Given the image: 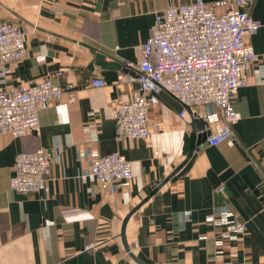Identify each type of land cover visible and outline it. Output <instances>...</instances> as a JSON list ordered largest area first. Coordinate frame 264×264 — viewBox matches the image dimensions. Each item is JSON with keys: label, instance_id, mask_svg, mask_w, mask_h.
<instances>
[{"label": "crops", "instance_id": "crops-1", "mask_svg": "<svg viewBox=\"0 0 264 264\" xmlns=\"http://www.w3.org/2000/svg\"><path fill=\"white\" fill-rule=\"evenodd\" d=\"M167 2L0 0V22L23 29L26 50L9 64L6 84L50 77L73 95L39 109L35 130L0 135V264H264V0L249 7L261 23L250 38L259 57L236 96L240 119L231 143H206L221 121L216 106L189 112L167 91L150 111L159 130L147 139L115 135L114 98L131 100L138 88L123 62H139L155 13ZM95 77L105 85L92 86ZM204 111L218 119L194 134V114L203 118ZM194 135L201 140L170 176ZM38 147L55 151L46 190H10L15 154ZM112 152L130 162L128 184L108 193L81 180L94 155ZM220 208L244 223L242 234L227 236L225 226L206 220Z\"/></svg>", "mask_w": 264, "mask_h": 264}, {"label": "built area", "instance_id": "built-area-1", "mask_svg": "<svg viewBox=\"0 0 264 264\" xmlns=\"http://www.w3.org/2000/svg\"><path fill=\"white\" fill-rule=\"evenodd\" d=\"M74 1L94 3L97 0ZM252 2L174 3L168 0L155 13L151 34L141 46L139 62H123L128 72H134L131 79L137 82L138 88L131 100L114 98L112 116L116 137L147 139L154 130H159L161 124L151 118L150 111L158 104L159 94L167 91L190 108L205 110L216 106L221 121L206 137V143L210 146L231 143L232 125L240 119V113L234 109L236 96L246 85L249 66L259 57L250 40L261 25L249 14ZM25 54L23 29L13 22H0V135L18 137L35 130L39 109L59 102L64 94L73 97L69 86L55 84L50 77L31 85L8 86L9 64L23 59ZM91 85L102 87L105 80L95 77ZM185 112L183 108L180 115ZM202 116L206 121L218 119L208 111ZM54 160V149L38 147L16 153L8 188L17 193L45 191ZM79 176L114 193L118 184H128L131 179V164L117 152L96 154ZM206 220L225 226L227 236L245 231L244 223L232 217L227 208L214 210Z\"/></svg>", "mask_w": 264, "mask_h": 264}, {"label": "water", "instance_id": "water-1", "mask_svg": "<svg viewBox=\"0 0 264 264\" xmlns=\"http://www.w3.org/2000/svg\"><path fill=\"white\" fill-rule=\"evenodd\" d=\"M112 65L113 64L111 62H109V66H112ZM185 107L190 112V107H188V106H185ZM205 124H206V122H205V120L203 118H200L198 115L194 114V119H193L194 134H195L196 131H199V130L203 129ZM201 138H202V135H199V136L194 135V142H193V144L191 146V149H190L188 155L186 156V159L172 172V174L170 176H172L189 159V157L191 156L192 152L194 151L196 141L199 142L201 140ZM162 183H164V182H161L160 184H158L157 187L153 190V192L156 191L162 185ZM128 217H129V215H127L124 218V220H123L122 236H123L124 227H125V224L127 222ZM135 260L139 264H144V263L138 261L136 258H135Z\"/></svg>", "mask_w": 264, "mask_h": 264}]
</instances>
